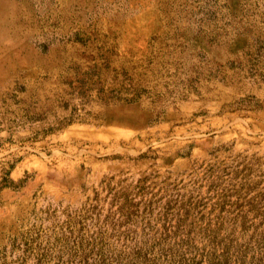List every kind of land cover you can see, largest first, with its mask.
<instances>
[{
	"label": "rangeland",
	"instance_id": "1",
	"mask_svg": "<svg viewBox=\"0 0 264 264\" xmlns=\"http://www.w3.org/2000/svg\"><path fill=\"white\" fill-rule=\"evenodd\" d=\"M0 264H264V0H0Z\"/></svg>",
	"mask_w": 264,
	"mask_h": 264
}]
</instances>
